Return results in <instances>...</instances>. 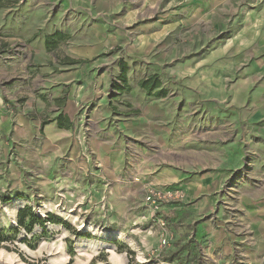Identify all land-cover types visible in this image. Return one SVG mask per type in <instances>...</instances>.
Returning a JSON list of instances; mask_svg holds the SVG:
<instances>
[{"label":"rangeland","instance_id":"374dc122","mask_svg":"<svg viewBox=\"0 0 264 264\" xmlns=\"http://www.w3.org/2000/svg\"><path fill=\"white\" fill-rule=\"evenodd\" d=\"M0 4V229L25 205L70 227L20 229L0 264H219L203 224L238 242L227 264H247L245 210L264 208V0ZM153 74L165 97L139 87ZM145 186L185 200L153 216Z\"/></svg>","mask_w":264,"mask_h":264},{"label":"trees","instance_id":"16d2710c","mask_svg":"<svg viewBox=\"0 0 264 264\" xmlns=\"http://www.w3.org/2000/svg\"><path fill=\"white\" fill-rule=\"evenodd\" d=\"M7 1H13V0H7ZM3 2V0H0V3ZM1 6V4H0ZM63 38L62 33H55L52 36H48L46 38L47 47L53 48L56 46V43L58 42V39ZM78 61L71 60L69 63H77ZM122 61V74L120 75L121 85H118L117 88L120 90H123L128 87V81H127V74L126 72V65ZM161 80L157 74L150 75V77L144 78L140 80L139 87H141L147 94V96H156V97H165L166 96V90L161 87ZM54 122H57V125L60 129L70 130L73 126L72 121L69 120L68 116L64 113L58 114ZM48 122L43 121V125L47 124ZM20 198L21 196H17ZM0 199L2 202H8L9 198L6 197L4 194H0ZM17 220V226H11L9 229H0V246L5 241H8L10 239H14L17 237V233L20 231V229L25 230L28 233H31L36 226H40L41 228L46 227V223H51L55 225H62L68 230H70L69 224L67 221L60 217L59 215H55L52 212H48L46 216H39L35 211L34 208L30 205H25L23 208H20L16 215ZM78 236H82L80 232H74ZM129 264H138L130 260ZM142 264V263H139Z\"/></svg>","mask_w":264,"mask_h":264},{"label":"crops","instance_id":"0c3cea01","mask_svg":"<svg viewBox=\"0 0 264 264\" xmlns=\"http://www.w3.org/2000/svg\"><path fill=\"white\" fill-rule=\"evenodd\" d=\"M198 198L199 200L202 199L201 195H199ZM205 198H207V200L202 202H194L191 204L194 212L200 214V210L204 211V205L211 199V196L207 195ZM187 203L189 202H186V204ZM184 206L186 205L184 204ZM168 207L174 209V211L176 210L175 212L180 215L188 208L186 207V209L183 210L182 206L177 207L170 205L165 206L163 210L167 209ZM244 217L248 219V222L252 224V228L255 230V241L252 243V246H249L248 244L244 245L242 242H240L239 245L242 244V252L247 256L245 261L247 264H260V258L264 254V208L259 207V205L251 207V209L245 210ZM201 227H203V232L200 230ZM223 229L224 228L219 225L215 226L203 224L200 225V227H198L194 233L197 240L198 238L203 239L204 241L213 239L212 242L216 248H214L212 251V257H216L219 264H227V262H232L234 245L238 243H233L230 234H226ZM235 237L238 236L235 234Z\"/></svg>","mask_w":264,"mask_h":264},{"label":"built area","instance_id":"2783aa9c","mask_svg":"<svg viewBox=\"0 0 264 264\" xmlns=\"http://www.w3.org/2000/svg\"><path fill=\"white\" fill-rule=\"evenodd\" d=\"M144 200L146 204L155 212L160 210L162 205L170 204V202H181L185 200V192L181 188H162L156 186H145L144 188ZM162 222V219H160ZM164 226V224L162 223ZM167 240L162 241V245H165Z\"/></svg>","mask_w":264,"mask_h":264}]
</instances>
